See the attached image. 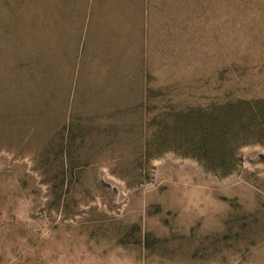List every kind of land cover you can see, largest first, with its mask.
Returning a JSON list of instances; mask_svg holds the SVG:
<instances>
[{"label": "rangeland", "instance_id": "1", "mask_svg": "<svg viewBox=\"0 0 264 264\" xmlns=\"http://www.w3.org/2000/svg\"><path fill=\"white\" fill-rule=\"evenodd\" d=\"M0 264H264V0H0Z\"/></svg>", "mask_w": 264, "mask_h": 264}, {"label": "trees", "instance_id": "2", "mask_svg": "<svg viewBox=\"0 0 264 264\" xmlns=\"http://www.w3.org/2000/svg\"><path fill=\"white\" fill-rule=\"evenodd\" d=\"M213 124L215 125V128L213 129V131H211V133H209V134H206L208 137L206 138H203L204 140L203 141H210L211 139H213V137L214 138H217V139H219L220 140V137H218V136H214V135H220L219 133H218V131H217V127H219L220 128V130H221V123H219V121L217 122V121H213ZM221 132L223 133V131L221 130Z\"/></svg>", "mask_w": 264, "mask_h": 264}]
</instances>
